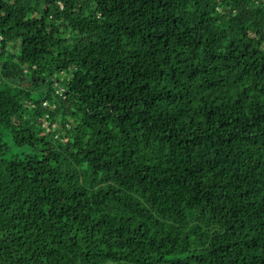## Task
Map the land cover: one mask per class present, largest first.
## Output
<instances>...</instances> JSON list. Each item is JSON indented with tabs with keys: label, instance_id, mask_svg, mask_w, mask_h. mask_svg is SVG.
I'll use <instances>...</instances> for the list:
<instances>
[{
	"label": "trees",
	"instance_id": "16d2710c",
	"mask_svg": "<svg viewBox=\"0 0 264 264\" xmlns=\"http://www.w3.org/2000/svg\"><path fill=\"white\" fill-rule=\"evenodd\" d=\"M0 264H264V0H0Z\"/></svg>",
	"mask_w": 264,
	"mask_h": 264
},
{
	"label": "rangeland",
	"instance_id": "374dc122",
	"mask_svg": "<svg viewBox=\"0 0 264 264\" xmlns=\"http://www.w3.org/2000/svg\"><path fill=\"white\" fill-rule=\"evenodd\" d=\"M4 138L10 145V151L7 154V157H11L12 155H25L32 153L33 149L31 147H19L15 145L11 139V136L8 134H4Z\"/></svg>",
	"mask_w": 264,
	"mask_h": 264
}]
</instances>
